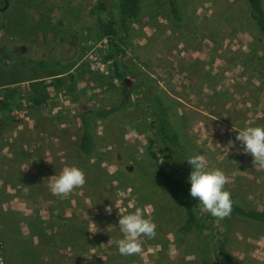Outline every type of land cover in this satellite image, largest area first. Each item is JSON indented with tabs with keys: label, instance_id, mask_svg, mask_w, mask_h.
Returning a JSON list of instances; mask_svg holds the SVG:
<instances>
[{
	"label": "rangeland",
	"instance_id": "obj_1",
	"mask_svg": "<svg viewBox=\"0 0 264 264\" xmlns=\"http://www.w3.org/2000/svg\"><path fill=\"white\" fill-rule=\"evenodd\" d=\"M49 1L54 20L64 16L68 23L63 40L12 37L2 27L8 5L0 7V47L73 65L75 75L72 83L50 92L46 109L33 110L22 100L0 111L3 264H201L197 251L203 238L198 241L196 232L177 236L185 210L161 190L156 175L149 146L167 170L180 176L182 169L149 127L153 116L144 87H153L177 107L193 156L203 155L208 170L228 175L225 190L244 207L264 210V169L254 167L252 156L235 140L246 127H264V36L247 0H179V23L167 0H141L126 55L119 58L123 77L115 75L96 26L99 18H115L116 0H102L106 10L99 14L92 13L98 0ZM4 62L0 65L16 73ZM21 74L10 78L27 76ZM127 76L134 80L125 87ZM124 100L118 113L96 122L94 152L82 156L77 114ZM230 140L236 146L228 151ZM72 166L83 170L86 184L54 196L48 179ZM187 182L191 186L189 177ZM137 207L155 223L156 237L142 238V255L123 256L115 243L123 238L118 221ZM213 221L207 239L219 240L227 256L219 260L212 252L213 264H264V224L235 216Z\"/></svg>",
	"mask_w": 264,
	"mask_h": 264
},
{
	"label": "trees",
	"instance_id": "obj_2",
	"mask_svg": "<svg viewBox=\"0 0 264 264\" xmlns=\"http://www.w3.org/2000/svg\"><path fill=\"white\" fill-rule=\"evenodd\" d=\"M8 9L4 16L2 27L9 35L19 38L22 41L39 42L55 40L60 37L66 26L64 16L62 19L54 20L53 3L49 0H6ZM5 0H0V7H4ZM249 14L255 21L264 36V8L262 0H247ZM172 18L176 22L182 21L181 3L179 0H167ZM116 16L113 19H97L96 26L99 33L106 40L109 47V59L117 77H123L119 58L126 55L128 36L131 30V23L139 18L141 14V0H116ZM106 10L105 2L98 0L92 9V13H100ZM97 15V14H96ZM64 20V21H63ZM50 35L52 37H50ZM13 64L12 73L7 70L6 62ZM0 111H7L15 102L25 101L33 110H43L48 107L50 92L62 89L75 80L72 73L73 65L63 66L59 61L34 60L14 50H5L0 47ZM26 73L27 76L21 79L10 78L18 74ZM22 75V74H21ZM146 98L150 102L149 113L153 120L149 127L161 141L166 143L173 151L177 169H182L181 175L177 176L167 170L161 163L160 157L149 146L150 156L156 163V175L161 179V190L168 194L178 205L185 210L186 219L180 225L176 234L178 237H187L190 233H197L198 241L203 238L204 244L198 245V255L201 264H213L211 253L226 259L227 256L222 250V243L214 238L208 240L206 231L213 226L214 217L208 213H201L198 203H194L190 196L191 186L187 180L192 171L187 159L192 157L191 145L187 140L182 119L177 107L164 94L155 91L153 87H144ZM128 90L125 89L124 97H127ZM125 99V98H124ZM125 105L111 108H100L95 110H80L77 114V122L80 129L78 150L84 157H91L94 149V127L100 119H107L118 113ZM233 209L230 216L264 224V210L246 208L241 205L235 194H231ZM217 232L213 233L215 236ZM180 235V236H179Z\"/></svg>",
	"mask_w": 264,
	"mask_h": 264
},
{
	"label": "clouds",
	"instance_id": "obj_3",
	"mask_svg": "<svg viewBox=\"0 0 264 264\" xmlns=\"http://www.w3.org/2000/svg\"><path fill=\"white\" fill-rule=\"evenodd\" d=\"M235 140L240 142L245 153L252 156L254 167L264 169V127H246L238 132ZM235 146V141L230 140L225 149L230 151ZM187 162L192 167L189 176L190 196L198 199L197 207L201 213H208L218 220L229 217L233 201L231 193L225 190L229 181L228 175L220 169L208 170L203 155L189 157ZM48 180L50 192L60 197L67 196L86 184L85 173L75 166L65 167L59 176L54 175ZM107 211L111 212L109 209ZM118 223L123 238L116 240L115 243L123 256L142 255V238L156 237L155 223L145 218V211L140 207L130 214L120 215ZM111 242L110 240L109 243Z\"/></svg>",
	"mask_w": 264,
	"mask_h": 264
},
{
	"label": "water",
	"instance_id": "obj_4",
	"mask_svg": "<svg viewBox=\"0 0 264 264\" xmlns=\"http://www.w3.org/2000/svg\"><path fill=\"white\" fill-rule=\"evenodd\" d=\"M6 7H7V3H5L2 10L6 9ZM133 80H134V77H132V76H127V77L123 78V83H124L125 87L130 86V84Z\"/></svg>",
	"mask_w": 264,
	"mask_h": 264
},
{
	"label": "built area",
	"instance_id": "obj_5",
	"mask_svg": "<svg viewBox=\"0 0 264 264\" xmlns=\"http://www.w3.org/2000/svg\"><path fill=\"white\" fill-rule=\"evenodd\" d=\"M0 264H3L2 257L0 256Z\"/></svg>",
	"mask_w": 264,
	"mask_h": 264
},
{
	"label": "flooded vegetation",
	"instance_id": "obj_6",
	"mask_svg": "<svg viewBox=\"0 0 264 264\" xmlns=\"http://www.w3.org/2000/svg\"><path fill=\"white\" fill-rule=\"evenodd\" d=\"M5 2H6V0H5ZM7 3V2H6Z\"/></svg>",
	"mask_w": 264,
	"mask_h": 264
}]
</instances>
